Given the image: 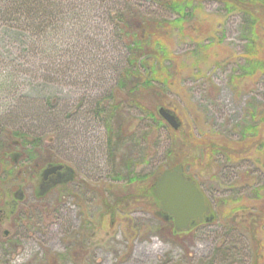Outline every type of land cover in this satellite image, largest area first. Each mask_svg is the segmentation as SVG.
I'll return each mask as SVG.
<instances>
[{"label":"rangeland","instance_id":"obj_1","mask_svg":"<svg viewBox=\"0 0 264 264\" xmlns=\"http://www.w3.org/2000/svg\"><path fill=\"white\" fill-rule=\"evenodd\" d=\"M64 1L65 29L51 35L59 52L33 50L36 32L16 38L0 20V154L13 149L5 135L22 128L41 139L43 158L67 166L45 181L49 165L38 172L37 159L11 176L0 163V264H264V75L241 76L243 14L225 0H191L177 27L166 0ZM130 5L159 25L175 61L170 84L146 90V111L127 104L111 118V140L98 104L126 62L115 11ZM260 35L264 60V23ZM174 161L212 205L185 232L129 182H149Z\"/></svg>","mask_w":264,"mask_h":264},{"label":"trees","instance_id":"obj_2","mask_svg":"<svg viewBox=\"0 0 264 264\" xmlns=\"http://www.w3.org/2000/svg\"><path fill=\"white\" fill-rule=\"evenodd\" d=\"M171 10L176 11L179 17L171 22L173 26L181 27V21L186 20L188 13L187 7L191 5V0H166ZM226 8L229 12L238 11L242 13L244 22L243 27L246 32L247 42L245 45L243 58L244 63L240 65L241 76L253 77L261 72L264 75V60L260 58L261 26L264 23V0H233L226 1ZM66 2L64 0H0V20L4 22L3 28L13 37L23 38V34L28 30L36 32L37 39L42 45L37 47L36 44L32 47L36 51L57 50L59 45L51 39L52 34H57L65 24L58 23L60 15L65 18ZM189 14V13H188ZM115 18L119 21L118 24V42L124 46L125 59L124 66L120 72V76L112 93L103 97L99 102V111L103 116L109 117L108 130L110 138L114 137L112 117L120 114L121 110L128 107L127 104L137 106L142 111H146V99L150 93L145 96L146 92L151 90H163L170 84L172 75L168 68V62L175 61V56L171 47L166 43L163 33L159 31V25L152 22V18L144 15L139 9L130 5L125 9L115 11ZM64 21V20H63ZM63 29V30H64ZM148 90V91H146ZM151 115H155L153 112ZM160 117V116H159ZM111 119V120H110ZM111 122V123H110ZM11 137L5 135V139L10 140L12 150L5 149L0 154V163H10V175L19 172L24 164L40 172L46 165L54 164V161H49L43 158L45 156L42 150V141L39 137L33 136L28 131L22 128L12 129ZM257 125L251 123L246 127L244 132L245 138L251 140L256 133ZM8 146L7 141H0V148ZM37 148V151L35 150ZM19 150L17 153L13 150ZM38 150H41L39 156ZM174 150V149H173ZM170 152L171 156L174 155ZM43 151V152H42ZM20 155L22 158L16 159L14 156ZM39 157V158H37ZM24 162V163H23ZM171 162L172 164L175 163ZM58 164V163H55ZM175 165V164H173ZM169 165L167 167H171ZM18 169H20L18 171ZM161 173V172H160ZM155 174L148 182L143 175L133 174L129 178L132 184H140L141 189H137V195L142 197H150L158 204L159 199L154 193V181L160 174ZM0 208L6 205L8 194L1 187L4 185L3 179L6 180L3 174H0ZM148 182V184H147ZM3 209V208H2ZM4 211V210H3ZM168 219L173 220L172 216L165 213ZM174 227V226H173Z\"/></svg>","mask_w":264,"mask_h":264},{"label":"water","instance_id":"obj_3","mask_svg":"<svg viewBox=\"0 0 264 264\" xmlns=\"http://www.w3.org/2000/svg\"><path fill=\"white\" fill-rule=\"evenodd\" d=\"M160 114L175 129L179 128L180 123L173 113L160 108ZM62 168L63 165L47 167L44 170V178ZM154 192L161 202L163 211L173 216L178 231L188 230L193 220L203 221L204 215L211 209L197 182L186 177L183 164L163 170L154 182Z\"/></svg>","mask_w":264,"mask_h":264},{"label":"flooded vegetation","instance_id":"obj_4","mask_svg":"<svg viewBox=\"0 0 264 264\" xmlns=\"http://www.w3.org/2000/svg\"><path fill=\"white\" fill-rule=\"evenodd\" d=\"M66 167H67V166L64 165L63 169H65ZM63 169H62V170H63ZM62 170H59L58 172H60V171H62ZM58 172H57V173H58ZM57 173H56V174H57ZM56 174H55V175H56ZM53 176H54V175H53ZM72 176L74 177V174H73ZM50 177H52V175L49 176V177L46 178V179L44 178V180L47 181V180H49ZM14 212H15V211H13L12 213H14ZM209 214H210V213H207V214L204 216V220H203L202 222H199V223H200V224L204 223V222H205V219L209 216ZM191 228H192V225H191ZM191 228H190V229H191ZM5 232H7V231H5ZM5 232H4V233H5Z\"/></svg>","mask_w":264,"mask_h":264}]
</instances>
